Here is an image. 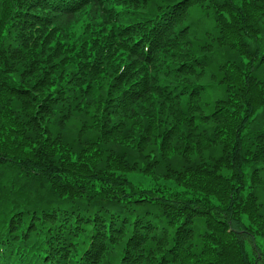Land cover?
Returning a JSON list of instances; mask_svg holds the SVG:
<instances>
[{
  "label": "trees",
  "instance_id": "obj_1",
  "mask_svg": "<svg viewBox=\"0 0 264 264\" xmlns=\"http://www.w3.org/2000/svg\"><path fill=\"white\" fill-rule=\"evenodd\" d=\"M0 264H264V0H0Z\"/></svg>",
  "mask_w": 264,
  "mask_h": 264
},
{
  "label": "rangeland",
  "instance_id": "obj_2",
  "mask_svg": "<svg viewBox=\"0 0 264 264\" xmlns=\"http://www.w3.org/2000/svg\"><path fill=\"white\" fill-rule=\"evenodd\" d=\"M129 179H131L132 181H135V182H143V183L147 184L148 187L153 186V184L149 183L146 179L143 180V177L140 175H129Z\"/></svg>",
  "mask_w": 264,
  "mask_h": 264
}]
</instances>
